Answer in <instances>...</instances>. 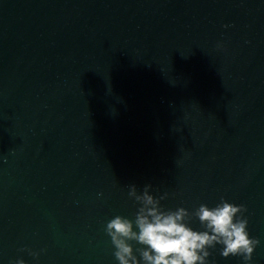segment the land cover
<instances>
[{"label": "water", "instance_id": "1", "mask_svg": "<svg viewBox=\"0 0 264 264\" xmlns=\"http://www.w3.org/2000/svg\"><path fill=\"white\" fill-rule=\"evenodd\" d=\"M132 185L244 205L264 264V0H0V264H119Z\"/></svg>", "mask_w": 264, "mask_h": 264}, {"label": "clouds", "instance_id": "2", "mask_svg": "<svg viewBox=\"0 0 264 264\" xmlns=\"http://www.w3.org/2000/svg\"><path fill=\"white\" fill-rule=\"evenodd\" d=\"M150 187L146 185L142 194H137L135 185L130 188L129 197L140 205L134 220L117 215L106 225L119 264H209V249L217 245L222 246L220 254L225 258L241 256L245 264L251 261L259 240L249 236L244 205L221 198L215 207L201 204L194 213L183 207L162 210L160 201L167 193L155 198L149 194ZM192 216L198 218L203 230L189 226ZM131 241L141 247L134 250ZM15 264L25 262L19 259Z\"/></svg>", "mask_w": 264, "mask_h": 264}]
</instances>
